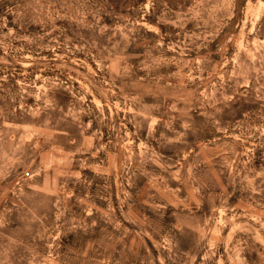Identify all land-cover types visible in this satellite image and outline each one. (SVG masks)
<instances>
[{"label": "rangeland", "instance_id": "374dc122", "mask_svg": "<svg viewBox=\"0 0 264 264\" xmlns=\"http://www.w3.org/2000/svg\"><path fill=\"white\" fill-rule=\"evenodd\" d=\"M0 264H264V0H0Z\"/></svg>", "mask_w": 264, "mask_h": 264}]
</instances>
